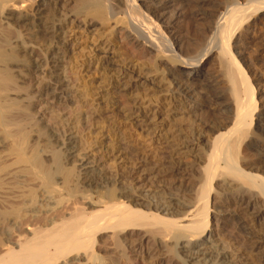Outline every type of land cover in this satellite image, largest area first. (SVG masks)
<instances>
[{"label": "bare ground", "instance_id": "6f19581e", "mask_svg": "<svg viewBox=\"0 0 264 264\" xmlns=\"http://www.w3.org/2000/svg\"><path fill=\"white\" fill-rule=\"evenodd\" d=\"M39 1L40 4L32 10V15H29L24 12L22 4L35 0H0V264H125L131 255L128 250L130 241L127 240L129 231L138 232L141 229H145L147 233L152 230L151 233H154L155 237L162 236L169 239L168 241L171 240L169 252L181 264H241L239 256L230 253L209 233L208 210L211 194L216 193L213 185L223 179L222 170L228 177L231 176L242 183L235 187L237 192L233 198L234 202L239 205L249 204L245 195L249 190H253L254 193L249 191L250 195L253 198L259 196L264 204V178L257 172H247L248 170L238 165L240 150L250 149L256 157L258 155L255 158L256 163L263 168L264 141H261L262 135L259 133L262 113L255 115L253 88L236 58V53L232 51V43L239 42L237 34L240 30L243 32L251 18L254 20L253 17L256 16V27L264 22V0H247L243 4L224 6L220 12L214 9L211 14L202 9L204 1L201 0H143L146 8L153 13L162 12L176 3L185 9L194 8L196 17L206 25L201 32L204 39L197 36L199 45L194 50L192 43L184 44L178 39L173 41L168 38L159 21L145 12L141 5L137 4V0H121L122 7L118 12L113 9V5L110 6V2L109 5L101 0H75V14L79 17L80 14L90 12L105 22L107 15H110V18L123 15L126 29L133 35L135 42L141 43L149 53L166 60L158 62H163L171 68L167 70V75L183 100L194 104L196 99L199 100L198 89L202 86V65L205 62L203 59L214 55L218 60L217 64L221 66L219 71L222 70L219 76L222 77L224 86L228 87L229 93L224 92L225 90L221 92L231 95L232 100L230 107L224 105L231 110L226 112L227 107L221 106L220 109L218 106L222 117L217 121L213 120L214 123L212 121L210 129H213L215 134L210 147L208 145L209 150L203 154L206 162L200 170L202 178L192 203H185L186 201L167 194L150 195L138 191L131 182H116L107 168L94 165L96 161L89 160L83 154L80 155L78 166L68 167L69 164L78 162L71 155L80 150V142L76 136L81 132L82 126H71L72 116L64 119L39 112L41 115L36 118L34 106L27 102L34 95L24 93L26 90L17 85L14 73L16 70V74L18 71L28 75L29 71L38 70L32 64H24L22 68L21 59L22 56L33 55L34 47H38L34 43H45L44 50L39 48V51L44 57L43 66L50 70L49 76L47 72L49 81L43 84L42 81H36L34 84L37 88H33V91L43 99L40 102L44 107L48 103L51 104L50 102L62 103L69 87L68 80L64 78L65 69L59 65L60 60L64 58L62 53H66L67 48L66 38L69 31H66L65 25H84L79 26V18L72 15L74 18L68 19L70 23L63 22L62 19L56 20L55 9L48 6L49 2ZM56 1L64 6L72 3L69 4L66 0ZM215 11L217 14H214ZM51 13L53 14L49 16ZM157 16V19L162 20L161 15ZM89 20L85 22L86 27L95 30V21ZM119 20L122 21L118 19V23ZM173 67L183 69L182 75H179L180 70ZM128 75L127 73L124 77L130 78ZM147 75H150V72L137 74L144 81ZM205 87L215 92L214 98L217 101L222 98V93H218L217 84L215 86L208 81ZM151 116L154 121L156 117ZM83 120L88 121L89 118L83 117ZM149 129L150 126L147 130ZM80 152L82 151H79V154ZM252 156L249 155L250 159ZM174 171L183 172L175 168ZM230 184L222 180L221 186L226 188ZM240 228L248 240L257 237L245 227ZM105 234H109L107 244L101 241ZM155 237L153 236L154 239ZM158 240L162 242L164 239L157 237L156 246L151 245L154 247L152 251H160L162 246L159 247ZM97 245L112 247L110 251L114 256H109V260L105 258L107 263L102 256L96 254Z\"/></svg>", "mask_w": 264, "mask_h": 264}, {"label": "rangeland", "instance_id": "374dc122", "mask_svg": "<svg viewBox=\"0 0 264 264\" xmlns=\"http://www.w3.org/2000/svg\"><path fill=\"white\" fill-rule=\"evenodd\" d=\"M66 1H69L67 2L69 4L70 2L72 3L67 6L58 4L56 0H47V3L49 2L48 6L55 9L54 14L56 17L54 16V18L56 20L62 19L63 22L67 23L71 20L72 16H76V1ZM101 1L104 4H109L110 2L111 5H109H113V9L117 12L122 7L121 0ZM201 1H204L202 9L209 14H211L214 9L220 12L224 6L247 2V0ZM40 2L39 0H35V2L22 4L24 12L32 15V10L37 8ZM137 4L141 5L142 9L150 14L153 19L157 20V22L159 21L158 23L165 35L173 41H177L178 39V41L184 44L187 42L192 43V48L194 50L195 47L199 45V42L196 41L197 36L199 39H204L201 32L206 28V25L196 17L197 13L194 8L185 9L176 3L168 6L162 12L153 13L146 8L143 0H137ZM57 5L62 7L59 8ZM14 10H17V8H14ZM216 11L214 14H217ZM52 14L53 13L49 14V16ZM92 14L93 13L89 12L80 14V17L76 16L81 22L79 26L83 24L84 27L65 25L66 31H69L67 34L68 37L66 38L67 48L66 53H62V56L64 55V61L60 60L62 63L60 62L59 65L63 66L65 69L64 76L66 77L64 78L68 80L69 87L64 95L62 103L50 102L51 104L48 103L44 107V104L40 102L43 99H40L37 94H34L36 91H33V88H37L34 84L36 81H42V84L49 81L48 76L50 70L43 66L45 62L44 57L40 55L39 51V48H44L45 43L43 42H38L39 44L34 43L37 44L35 46L38 47H34L33 55L31 54L32 56H22V62L20 63L22 64V68L24 64V66L32 64L33 66L35 65L38 70L29 71L28 75L22 72L18 73V71L16 74L15 70L14 74L18 83L17 85L26 90L24 93L34 95V97L27 102L33 104H31V106H34L33 111L34 113L36 112V118L43 113H46L45 115L48 116L54 115L57 118L62 117L64 119L72 116L73 118H70V120L73 119V121H71V126H82L80 128L81 132L76 136V139L78 138L77 140L80 142V150L71 155L74 156L77 161L80 160V155H86L85 157L89 158V160L96 161L94 165L98 164L107 168V171L112 173L113 180H116V182H131L138 191L147 192L150 195L167 194V196H173L179 198L181 201H186L185 203H189L190 201L192 203V200H195V192L198 191V187L200 186V178H202V172L200 170L206 162L204 153L209 150L211 139L215 134L210 127L212 128L214 121L222 117L220 109L222 107H230L232 104L231 95H227V93H229L228 87L226 85V87L224 86L225 83H222V77L219 76L220 72L222 74V70L219 71L221 66L217 64L219 63L218 60L214 58V55L203 59L205 62L202 65V86L200 85L201 89H198L199 100L196 99V97L193 98V100L196 99L199 105L196 101L194 104L193 102L183 100L176 92V89H174V84L170 82L167 75V70H169L170 67L163 62H158L166 60L153 53H149L141 43L135 42L133 35H130L126 29V20H123V15H116L113 18L111 17L112 19L110 15H107V20L105 19V22H103V20H99L96 15ZM157 15H161L163 17L162 20L157 19ZM255 17H253L254 20ZM69 18L70 20H68ZM118 19L122 21L119 20L118 23ZM88 20L95 21V30L94 28L86 27L85 22ZM254 20L251 18L249 23L246 24L244 27V30L247 28L245 33L242 29L243 32L240 30L239 34H237V38L239 37L237 42H239L238 44L232 43V51L236 53V58L240 62L242 70L245 71L248 76L250 86L253 88L254 104L256 107L255 115L262 113L260 116V118L262 117L260 119L262 122L260 121L259 126L261 132L259 133L262 135L261 141L263 142L264 22H262L263 24L259 23L256 27ZM58 23L57 21L56 24ZM194 52L195 51H192V53ZM25 59H28L29 64ZM14 66L13 68H16ZM173 68L180 70L179 75H182L181 72H183V69L179 67ZM33 71L36 72L34 73ZM141 72H150V75L144 77L146 78L145 81L137 76V74ZM127 73L130 78L124 77ZM208 81L215 86L217 84L218 93H222L223 99L220 98L217 101L216 98H214L215 92L205 87ZM30 83L33 85L31 86ZM221 84L223 85L221 86ZM221 91L228 92L223 93ZM65 96H68V99ZM229 107L226 108L227 110L224 108L226 112L231 110V108L229 110ZM151 115L156 117L154 121L151 119ZM83 117H88L89 120H83ZM147 118L148 121H146ZM149 126L150 129L148 131L147 129ZM252 128H254V124ZM241 150L238 157L239 167L244 170L246 169V171L248 170L247 172H257V174L264 178V167L262 168L261 165L256 163L255 158H257L258 155L256 157L254 153H251L250 149L247 150L249 152ZM79 151L82 152L79 154ZM249 155H253L251 159ZM72 161L73 160L70 162L73 163ZM79 162L80 161L69 164L68 167L71 168L72 165L78 166ZM174 168L183 172H176ZM222 172H224L223 179H221V181H216L213 185V190L216 193L211 194L209 199V233L212 234L214 240H219L217 243L224 245L230 253L233 252L232 254L239 256L242 262L241 264H264L263 201L259 199V196L258 198H256L257 196L253 198L250 194L255 191L249 190L251 193L248 191L246 192L248 194L245 195L246 202H249V204L245 203L246 207L245 204L239 205L234 202L233 198L237 192L235 187L239 186L241 181L231 176L228 177L229 175L226 174L224 170L221 171V174ZM222 180H226L229 184L231 183L230 186L228 185L226 188L221 186ZM219 182H221V184ZM241 226L250 230V232L252 231L257 237H260L257 238L255 236L256 238L253 240H248L242 232ZM140 231H129L127 240L130 241V243H128V246L130 245L128 250L131 255L129 254V260L128 262L126 261L125 264H181L175 259L173 254L169 252L171 251L169 247L172 246L171 240L168 241L169 239L162 238V236L155 237L154 233H151L153 232L152 230L149 233H147L145 229H143L145 232ZM151 234L155 239H157V237L158 239L161 237V240L164 239L162 240L163 243L158 240V242H160L159 247L162 246L160 251L157 249L152 251L157 241H155ZM108 236L109 234L103 235L101 241H105L104 243L106 244L109 243ZM152 240L154 241L152 242ZM254 241H258L259 243L255 244ZM151 245L155 246L152 247ZM98 247L96 254H99V256H102L104 259L112 255L114 256V253L110 251L112 247L109 248V245H99ZM105 263H107V260Z\"/></svg>", "mask_w": 264, "mask_h": 264}]
</instances>
